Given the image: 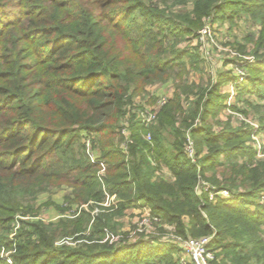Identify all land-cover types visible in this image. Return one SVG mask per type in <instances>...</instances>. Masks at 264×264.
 <instances>
[{"label": "trees", "instance_id": "trees-1", "mask_svg": "<svg viewBox=\"0 0 264 264\" xmlns=\"http://www.w3.org/2000/svg\"><path fill=\"white\" fill-rule=\"evenodd\" d=\"M156 1L164 4L168 0ZM13 3L0 0V227L9 230L16 215L34 212L30 202L39 193L66 184L72 189L66 203L92 200L100 206L107 195L116 196L117 211L147 206L176 225L185 238L215 232L210 249H220L217 257H222L223 264H264L260 236L264 161L250 162L254 151L247 142L252 129L219 134L204 125L192 129L195 137L203 135L199 146L205 144L209 150L195 164L184 151L185 130L190 124L184 119L177 127L179 103L175 99L162 108L157 125L147 128L141 121H133L128 154L123 153L122 143L114 141L131 99L129 85L142 88L170 78L174 60L169 55L177 59L191 56L175 49L185 35L195 37L206 19L224 18L231 6L240 9L247 3L193 0L190 13L160 9L153 0H17L18 11L8 8ZM168 38L173 46H165ZM127 51L135 59L132 64L126 61ZM36 65H43L46 76L50 75V80H41L39 85L51 90L35 89L31 95L22 88V75ZM254 69L262 75L254 77L253 83L264 99V53ZM71 97H79L82 103ZM221 100L216 94L204 101L202 121ZM76 126L84 135L100 136L104 177L98 176L100 165L89 159L85 147L80 145L82 153L76 152L81 137ZM148 132L151 142L144 137ZM201 151L197 150V156ZM222 156L228 163L221 161ZM246 156L249 161L240 164ZM164 167L174 180L154 179ZM202 179L211 186L197 191ZM222 190H229L232 196L212 204L210 192ZM58 208L64 214L70 209ZM105 212L96 215L90 235H82L85 241L76 246L56 242L86 232L84 227L93 220L91 212L83 213L88 221L69 225L62 220L52 231L43 223H28L30 228H25L22 221L13 262L1 257L0 247V264H177L173 246L155 247L145 239L134 244L99 243L111 218Z\"/></svg>", "mask_w": 264, "mask_h": 264}, {"label": "rangeland", "instance_id": "rangeland-1", "mask_svg": "<svg viewBox=\"0 0 264 264\" xmlns=\"http://www.w3.org/2000/svg\"><path fill=\"white\" fill-rule=\"evenodd\" d=\"M182 1L178 3L179 0H168L163 4L153 0V5L170 12L181 13L186 11L190 13L194 8L193 0H189L185 4ZM244 1L247 3L246 7H240L239 9L231 6L225 12L226 16L224 18L218 17L217 20L206 19L205 26L195 37L185 35L183 40L177 43L175 46L177 51L189 53L191 56L185 55L183 58L177 59L174 55H169L174 60V67L170 78L165 81H156L142 88H138L134 84L129 85L128 96L131 99L138 98L149 105L156 103L158 97H166L168 103L178 99L179 108L177 114L179 120L177 127H181L182 121L187 119L190 126L185 130V136L186 138L188 136L192 137L196 152L197 150H202L200 156H197L196 162L201 159V156L208 154L209 151L207 145L203 144L199 146L198 139H203V135L196 137L192 135V129H196L201 125L210 128L211 132L215 134L228 130L252 129L251 137L247 142L249 146L253 147L254 151V156L250 162L264 161V129H262L264 128V99L259 97L257 92L258 86L253 83L255 82L253 80L254 77L262 78L260 72L254 69V66L261 60L264 53V0ZM14 2L17 3V0H14ZM16 3L11 4L8 8L18 11ZM151 3L149 1L147 5L150 6ZM203 30L207 32H203ZM170 45L173 46L174 41L168 38L165 40V46ZM117 53L118 49L116 48L113 54L116 55ZM129 54V51H127L126 61L132 64L135 59ZM22 76H24L22 88L27 94L32 95L35 89L40 88L44 93L51 90V88H42L39 85L41 80H50V75L46 76L43 65L29 67L25 75ZM216 94H220L222 100L215 107L212 106L213 114L202 121L200 116L202 110L206 108L203 106L204 101L207 98L214 97ZM71 99L79 104L82 103L79 97H71ZM200 109L201 112L198 115ZM1 112L3 111H0V121L3 119ZM194 114L196 115L194 116ZM121 123L122 119L119 121L117 128ZM75 128L79 130L78 133L81 136L76 152L82 153V148L85 147L84 131L78 126ZM92 138H94L97 152L102 154L100 150V136L94 134ZM114 141L115 144L120 145L122 137L120 135L115 136ZM80 145L82 146L81 149ZM186 145L187 142L184 144V151L186 150ZM221 161H226L225 156H222ZM240 161V164H242L245 161H249V158L246 156ZM225 163L228 162L226 161ZM228 165L226 164V167ZM99 168L100 172L102 168ZM105 175L106 172L103 173L102 177ZM157 178L174 180L171 171L166 167L156 173L154 179ZM208 178H211V174H208ZM219 179H222V176H219ZM197 185V191H201L211 186V182L207 179H202ZM225 192H229V195H225ZM71 193L72 189L66 184L61 188H51L48 192L39 193L35 202H30L34 207L32 214L28 216H22V214L16 215L15 221L9 225V230L7 231H4L0 227V235L3 232L4 242L10 245V248H7L4 242L0 240L1 257L9 263L13 262L12 257L15 253V242L24 226L22 221L26 223L25 228H30L28 223H43L52 231L62 220H65L64 222L69 225L72 222L82 221L83 219L88 221L87 215H83L84 212H91L93 217V220L84 227L86 228V232L71 237H60V240L56 242L57 245L76 246L83 244L85 239H81L80 237L82 235H90L94 218L105 211V213L111 214V218L104 235L98 238L100 240L99 243L108 242L110 245H113L114 243L120 244L121 242H126L134 244L145 239L146 241H150L155 247H160L161 245L173 246L176 251L174 253L176 263L179 264L180 258L183 256L181 244L188 239H198L197 236L183 237L178 233L176 225L169 224L164 220L153 224L151 229L141 227L140 223L146 214L144 208L133 207L119 212L117 211L119 201L116 196L107 195L105 201L100 206L95 205L92 200L85 204L77 202L71 205L65 202L66 195ZM231 196L232 194L229 190L219 191L211 203L216 204L219 198L227 199ZM72 198L74 199V197ZM24 205L27 206L28 204L25 202ZM58 206L70 209L64 214ZM100 208H104L105 210H101ZM72 229L73 227L70 228V230ZM260 234L264 240V227H262ZM76 238H80V240ZM212 252L215 256L212 263L223 264L222 257H217L220 249ZM224 264L231 263L228 261L224 262Z\"/></svg>", "mask_w": 264, "mask_h": 264}, {"label": "built area", "instance_id": "built-area-1", "mask_svg": "<svg viewBox=\"0 0 264 264\" xmlns=\"http://www.w3.org/2000/svg\"><path fill=\"white\" fill-rule=\"evenodd\" d=\"M203 32H207L203 30ZM202 34V32H201ZM168 103L166 97H158L156 103L153 105L147 104L138 98H132L127 102L125 107V115L122 118V123L117 129L118 134L123 137L121 148L123 153H129V146L133 144L132 139V125L133 121H141L147 128L154 126L159 118L160 112L164 106ZM145 140L148 142L152 141V135L150 132L145 134ZM85 151L89 159L99 164L102 168L98 176L102 178L103 173L106 171V164L101 160V154H99L95 148L93 138L85 135L84 139ZM186 154L192 160L193 163H197V152L192 137H187ZM219 192H210V201L215 199ZM225 195H229V192H225ZM145 216L140 223L141 227L151 229L153 224L162 222V217L153 214L152 210L144 206ZM215 236V232L211 236L201 237L198 239H188L181 244L183 250V256L180 258L179 264H213L212 261L215 259L214 253L210 249V244Z\"/></svg>", "mask_w": 264, "mask_h": 264}]
</instances>
